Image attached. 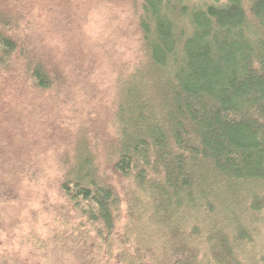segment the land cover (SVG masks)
Masks as SVG:
<instances>
[{"label":"trees","instance_id":"1","mask_svg":"<svg viewBox=\"0 0 264 264\" xmlns=\"http://www.w3.org/2000/svg\"><path fill=\"white\" fill-rule=\"evenodd\" d=\"M81 3L0 0V264H264V0Z\"/></svg>","mask_w":264,"mask_h":264},{"label":"rangeland","instance_id":"2","mask_svg":"<svg viewBox=\"0 0 264 264\" xmlns=\"http://www.w3.org/2000/svg\"><path fill=\"white\" fill-rule=\"evenodd\" d=\"M93 1L94 0H82V3L81 4H87L86 8H84V10L82 11V16L86 20V22L83 23V26H84L83 27L84 28L83 30H86V32L88 33L89 36L95 37V39H96L98 37V34H97L98 33V29L102 26L101 29H100V31H101L100 32V37H103L104 40H105L106 38H108V30L110 32H112V25H113V27L114 26H117L118 25V22L117 21L114 22L112 20V24H111V23H108V20L106 19V16H105V18H101V15L98 14L99 9L93 7V5H92V2ZM88 4H90V6ZM108 5L109 4L106 3L105 7L106 6L107 7L106 8L104 7V9L106 11H109V6ZM102 45L104 46L103 43H102ZM98 73H100V75H99L100 78L98 80V84L100 82V85H101L102 84V81H100V80H103L104 73H103V71H98ZM107 78L109 80H111V77H110L109 74H108V77ZM105 95L106 94H104L103 96H105ZM65 112L67 114H69V113H71V110L69 108H65Z\"/></svg>","mask_w":264,"mask_h":264}]
</instances>
